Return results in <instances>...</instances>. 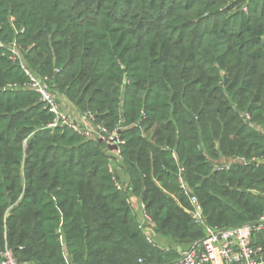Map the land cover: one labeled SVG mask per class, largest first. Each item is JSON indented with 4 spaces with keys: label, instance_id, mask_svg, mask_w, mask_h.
<instances>
[{
    "label": "trees",
    "instance_id": "obj_1",
    "mask_svg": "<svg viewBox=\"0 0 264 264\" xmlns=\"http://www.w3.org/2000/svg\"><path fill=\"white\" fill-rule=\"evenodd\" d=\"M0 42V246L18 259L170 264L146 229L202 239L191 194L210 226L264 214V0H0ZM12 42L57 96L122 127L128 183L105 143L47 127Z\"/></svg>",
    "mask_w": 264,
    "mask_h": 264
},
{
    "label": "built area",
    "instance_id": "obj_2",
    "mask_svg": "<svg viewBox=\"0 0 264 264\" xmlns=\"http://www.w3.org/2000/svg\"><path fill=\"white\" fill-rule=\"evenodd\" d=\"M2 45V43L0 42ZM11 59L20 63L30 77L29 87L34 89L41 98L44 107L54 115V120L47 125L52 130H72L85 139H93L105 143L109 147L112 157L111 171L116 172L112 163H123L122 127L110 128L99 121L92 112L76 113L63 107L56 93L52 90L48 77L36 75L25 66L21 49L16 42L10 45ZM239 160V159H238ZM180 180L183 182L182 178ZM116 187L122 189L121 182L116 180ZM187 192V191H186ZM191 213L204 229V237L184 250L180 258L170 264H264V214L255 222L226 227L210 226L204 217L203 208L199 199L190 195ZM142 221L152 224L151 215L145 210L142 203ZM151 241V238L148 237ZM142 262V259H139ZM0 264H36L32 261L18 259L12 248L7 244L0 246Z\"/></svg>",
    "mask_w": 264,
    "mask_h": 264
},
{
    "label": "crops",
    "instance_id": "obj_3",
    "mask_svg": "<svg viewBox=\"0 0 264 264\" xmlns=\"http://www.w3.org/2000/svg\"><path fill=\"white\" fill-rule=\"evenodd\" d=\"M58 96H59V98H61V100H62L61 103H62L64 108H67L71 112L82 113L78 110V107L73 102L69 101V99L65 95H62V96L58 95ZM117 172L119 173V177H120L121 182L128 183V179H129L128 175L124 171H122V173H120V170L119 171L117 170ZM129 201L132 205L134 212L138 215V218L141 219L142 213H143V209H142V203L143 202L136 195H133ZM146 233L148 234V237L151 238V241L155 242V244L157 246L177 249V251L180 253V255L182 254V252L184 250H186L187 248L190 247V245H188V244L183 245V246L176 244L171 238L160 234L159 232L156 231V229H153V228L146 229Z\"/></svg>",
    "mask_w": 264,
    "mask_h": 264
},
{
    "label": "rangeland",
    "instance_id": "obj_4",
    "mask_svg": "<svg viewBox=\"0 0 264 264\" xmlns=\"http://www.w3.org/2000/svg\"><path fill=\"white\" fill-rule=\"evenodd\" d=\"M58 99L60 100V102H62L61 98H59L58 96ZM70 101V100H69ZM67 109V108H66ZM80 112H84L82 111L81 109H78ZM261 131L264 132V128H260ZM114 165V167L119 171L120 170V173H122V171H124V168L122 167V163H118V162H114V164L112 163V166ZM122 170V171H121Z\"/></svg>",
    "mask_w": 264,
    "mask_h": 264
},
{
    "label": "water",
    "instance_id": "obj_5",
    "mask_svg": "<svg viewBox=\"0 0 264 264\" xmlns=\"http://www.w3.org/2000/svg\"><path fill=\"white\" fill-rule=\"evenodd\" d=\"M260 162L264 163V159L260 160ZM254 193H256V192H254ZM261 196L264 197V194H261ZM190 213H191V212H190ZM191 215H192V213H191ZM67 257H68V259L70 258L69 255H68Z\"/></svg>",
    "mask_w": 264,
    "mask_h": 264
}]
</instances>
